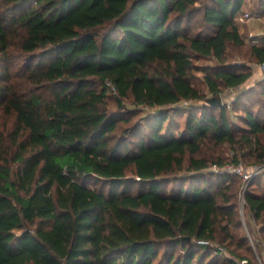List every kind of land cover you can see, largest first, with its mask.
I'll return each instance as SVG.
<instances>
[{
  "label": "trees",
  "instance_id": "16d2710c",
  "mask_svg": "<svg viewBox=\"0 0 264 264\" xmlns=\"http://www.w3.org/2000/svg\"><path fill=\"white\" fill-rule=\"evenodd\" d=\"M209 1L191 32L197 0H0V264H207L213 242L232 246L239 182L179 173L208 167L207 144L264 164V81L233 109L208 101L253 76L230 47L260 64L264 39L236 23L247 0ZM111 89L122 107L169 108L132 124L107 108ZM260 176L245 211L264 231Z\"/></svg>",
  "mask_w": 264,
  "mask_h": 264
},
{
  "label": "rangeland",
  "instance_id": "374dc122",
  "mask_svg": "<svg viewBox=\"0 0 264 264\" xmlns=\"http://www.w3.org/2000/svg\"><path fill=\"white\" fill-rule=\"evenodd\" d=\"M209 2H210L209 0H197L196 5L197 7H199V11L194 16L193 20L198 21L200 24L198 27L191 30V32H198L201 29V26H203L202 20H201L202 18L201 8L206 3H209ZM258 2L259 0H247L245 7H244V11L240 15H238L236 19V23L240 22L241 18L244 20L245 22L244 29L246 31L249 30L248 23L249 25H251V27H256V28H258L257 26H260L261 24L262 13L255 10L256 3ZM247 21L248 23H246ZM241 29L242 31H244L242 26H241ZM263 32L264 30L262 31V33ZM262 33H261V30H259V32H256L257 35H261ZM244 38H245V42L248 45H260L263 42V39L260 37L261 39L258 41V43L253 44L250 39L249 33H245ZM227 60H228L227 62L236 63L238 65L250 64L253 67V76L247 83L240 85L238 87L224 88L221 93L223 97V101L227 103L229 108L233 109L235 108L234 106L235 101L237 100V98H239V96L244 91L264 81V68L261 67V63L258 64V63H254L253 61H249L248 59H244L242 54H239L234 47H230L229 57H227ZM196 63L200 66H208V65L217 64V60L210 59V58H198L196 60ZM254 67L256 69L255 71H254ZM258 72H260L259 75H258ZM196 76H197V78L195 79L196 85L200 87L203 91H206L209 95L210 93L208 92L207 86L203 80L204 74L200 71H197ZM113 93L115 92L111 89L107 108L110 111L122 113L124 114L125 117H128V116L131 117L132 124L140 121L142 116H145L147 114H154L155 112L159 110L169 108L166 106L159 107V106H149L145 104H134L132 103L131 99L125 101L124 102L125 104L122 107L119 105L117 101V98H116L117 95ZM202 104H203V101L183 100L179 104V106L181 108L184 107L185 109L186 108L192 109L194 111L199 112L200 106H202ZM186 119H187L186 113L182 112L180 114H176L175 120L177 121V125L180 128L184 127ZM123 127L124 129L127 128L128 124L123 125ZM119 133L121 135L123 134V131H119ZM201 155H206L208 157H211L210 163L207 168L201 171H191L188 168H186L179 173V176L189 177L193 174H197V175L207 176L208 178H214L215 180L217 178L215 177L216 175L226 173V174H231L232 176H234V179H236L241 185L240 191H239V199H238L239 200L238 212H239L240 224L238 226L231 227V234L234 235L233 240H231L232 243L230 244L232 246H227L228 241H227V244L224 242H220V241L213 242L210 245L211 258L209 259V262L207 264H230L231 261L233 262L232 264H234L236 260H239L245 257L251 258L254 264H264V231L262 230V224L258 222L250 212L245 211L247 202L246 200H243V197H245L244 182L241 181L239 176L225 169V166H227L228 164L232 165L236 163V161L233 160V158L235 157L234 148H232L228 144L223 145V146H215L212 144H207L204 147ZM219 159L223 160L224 163L222 164L218 163ZM241 162L248 170L264 165V164L252 165V164L247 163L246 161H242V159H241ZM260 174L261 176L256 181V184L258 182H261V184L254 185L252 187L253 190L264 191V169H262ZM186 183L188 182L186 181ZM178 185H179L178 183H174V184L172 183L169 185V189L173 188L174 186H178ZM238 243H240L241 246L239 247L236 246V244ZM239 255H242L243 257L240 258Z\"/></svg>",
  "mask_w": 264,
  "mask_h": 264
},
{
  "label": "built area",
  "instance_id": "2783aa9c",
  "mask_svg": "<svg viewBox=\"0 0 264 264\" xmlns=\"http://www.w3.org/2000/svg\"><path fill=\"white\" fill-rule=\"evenodd\" d=\"M260 37L264 39V32L260 35ZM261 67L264 68V63H261ZM225 169L230 172H233L234 174L242 178L245 184V187H244V193H245L246 188L249 185V183L253 180L255 176H257L262 171V169H264V165L248 170L246 169V167L243 165L242 162H239V163H235L232 165L228 164L227 166H225ZM243 200H245V197H243ZM234 264H250V261L247 258H243V259L236 260Z\"/></svg>",
  "mask_w": 264,
  "mask_h": 264
},
{
  "label": "crops",
  "instance_id": "0c3cea01",
  "mask_svg": "<svg viewBox=\"0 0 264 264\" xmlns=\"http://www.w3.org/2000/svg\"><path fill=\"white\" fill-rule=\"evenodd\" d=\"M261 19H262V21H261L260 26H257L258 28L251 27V25H249V23H248L249 20L246 22V23H248V26H249L248 33L250 35V39H251V41H252L253 44L258 43V41L261 39L260 38V35H257L258 33L256 34V32H259V30H261V33H262V31L264 30V17L262 16ZM237 25H238V27H239V29H240L241 32H243V33L246 32V30L244 29L245 22H244V20L242 18H241L240 22L237 23ZM241 26H242V28H243L244 31H242ZM255 70L256 69L254 67V71ZM259 73L260 72H258V75H259Z\"/></svg>",
  "mask_w": 264,
  "mask_h": 264
},
{
  "label": "water",
  "instance_id": "95a60500",
  "mask_svg": "<svg viewBox=\"0 0 264 264\" xmlns=\"http://www.w3.org/2000/svg\"><path fill=\"white\" fill-rule=\"evenodd\" d=\"M209 102L215 105H222L223 104V99L220 94H217L211 98L208 99Z\"/></svg>",
  "mask_w": 264,
  "mask_h": 264
}]
</instances>
